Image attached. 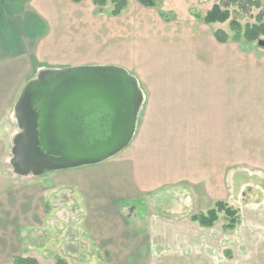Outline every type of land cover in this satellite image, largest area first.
<instances>
[{"label": "crops", "instance_id": "1", "mask_svg": "<svg viewBox=\"0 0 264 264\" xmlns=\"http://www.w3.org/2000/svg\"><path fill=\"white\" fill-rule=\"evenodd\" d=\"M8 1L3 0L0 4V109L3 107L4 113L13 107L21 86L35 78L41 69L91 64L80 63L79 51L71 52L73 46L86 45L87 52L80 53L89 58L100 44L92 39L72 40L73 30L79 29L80 21L94 16L96 8L92 0H11L15 7L7 4ZM81 3H86V7L92 10L91 16L88 11L80 9ZM138 7L135 12L127 9L119 17H111L115 21L113 27L109 20L103 23L102 50L98 49L102 57L97 56L104 61L94 65L123 68L142 84L153 86L152 91L158 93L171 91L167 87L171 86L169 75L180 73L188 79L183 83L174 82V86L181 87L188 100L198 99L202 106L215 111L219 107L215 97L219 91L217 83L214 79L203 80L199 74L208 63L214 64L217 46L222 45L209 25L194 18L182 22L180 18L154 12L156 8H145L140 4ZM39 22H46L49 32L28 38L29 30ZM31 40L35 42V54L40 57L35 66L26 56L27 44ZM16 60H20L18 64H14ZM192 70L199 71L192 73ZM191 76L199 81L192 83ZM211 95L213 98L208 104L206 99ZM215 115L216 111L209 116ZM210 133L212 137L208 139L205 133L203 140L213 144L215 163L220 168L215 171L218 176L212 180V188L206 189L205 197L217 203L222 202L223 144H233L238 138L224 137L217 128ZM149 139L143 129L135 134L124 151L103 163L53 172L34 182L18 183L6 179L5 184L0 183V264H13L16 257H33L39 264H56L60 257L56 247L49 248L47 244L34 247L25 235L51 226L59 207L62 211L79 214L75 222L81 224L96 248V257H105L108 264H148L152 237L149 232L139 236L131 231L129 224L136 209L130 206L148 197L151 203L164 194L173 199L176 196L174 189L182 186L180 183H191L190 176L179 175L181 170L176 169L174 158L168 157V150L150 148L153 139ZM262 167L264 169V165ZM182 188L188 191L187 203L194 211L195 195L188 187ZM193 224L200 229L197 223ZM139 254L143 256L141 261H129ZM255 257L264 262V253L259 252ZM69 261L67 263L71 264Z\"/></svg>", "mask_w": 264, "mask_h": 264}, {"label": "rangeland", "instance_id": "2", "mask_svg": "<svg viewBox=\"0 0 264 264\" xmlns=\"http://www.w3.org/2000/svg\"><path fill=\"white\" fill-rule=\"evenodd\" d=\"M2 1L0 0V4ZM156 1L157 7L154 12H160L170 18H180L182 22L190 18L203 22L202 18L221 0ZM260 1L262 6L260 10L251 8L244 12L232 6L230 19L226 23L208 26L213 34L215 31L222 30L228 35V41L222 43L220 47L217 46L214 64L208 63L207 67L201 68L199 73L201 79H206V81L214 79L217 83L219 91L215 93V97L219 107L215 110V116H209L210 113L214 114V109H209L206 105L202 106L198 99L188 100L181 87L177 84L174 86V82H186L187 76L180 73L169 75L171 86L169 84L167 87L171 91L164 93L152 91L153 86L142 84L135 76L142 91L136 133L144 129L149 140L153 139L150 148L168 150V157L174 158L176 169L181 170L176 174L179 173L184 177L190 176L191 180V183L182 182L180 183L182 186L174 189L176 196L173 199L164 194L151 203L148 197L129 205L130 208L136 209L129 224L131 231L139 236L141 233L148 234L149 232L152 237L148 264L264 263L254 258L255 254L264 253V228H262L264 212V169L262 167L264 165V47L258 45L260 40H264V36L253 43L243 38L238 39L239 30L243 31L247 24L258 23L256 17L264 9V0ZM8 3L15 7L13 1L9 0ZM138 5L136 0H131L129 12H135L136 8H139ZM80 9L88 11L91 16L92 10L86 7V3H81ZM110 10L111 6L104 10L105 13L99 14L95 9L93 17L80 21L79 29L73 30L72 40L83 42L92 39L96 42L100 41L101 44L103 23L109 20L113 27V22H115L111 20ZM38 24L29 30L28 38L38 37L39 33L45 34V31L49 32L46 22L40 23L41 26ZM45 27L46 30H41ZM112 37L110 32V38ZM22 39L27 41L25 37ZM100 44L94 48L95 54H89V58L86 54L80 53L87 52L84 44H78L77 48L73 46L71 52L79 51L80 63H93L85 66H101L94 65V63L104 61L98 57H102V52L98 51V49L102 50ZM27 49L26 56L35 66L39 63L40 57L34 52L35 42L33 40L29 41ZM19 61L16 60L14 64H18ZM21 61L24 60L21 59ZM19 66L24 67L23 64ZM172 71L174 70H170ZM198 71L192 70V73H198ZM18 72L21 71L18 70ZM192 76L190 77L192 83L199 79ZM148 80L150 81L151 77L148 76ZM24 86L25 84L21 86V91ZM174 88L178 89L174 92ZM21 91L13 107L5 113L3 107L0 109V183L2 185L5 184L6 179L18 183L40 180L35 177L23 179L17 175L12 165L15 136L20 132L14 107ZM210 98H213V95L208 96L206 103L209 104ZM215 128L222 131L224 137L238 138L236 144L233 143L235 145L223 141L222 150L221 199L229 207L238 210L240 218L239 225L232 231L224 228L229 222L224 212L219 214L220 219L215 223V227L207 231L198 224L200 229L196 227L191 220L195 214H207L209 210L215 208L216 202L208 200L205 197V191L212 188L211 182L218 173L215 171H218L220 166L215 163L213 144L203 140L205 133L208 139L212 137L210 131ZM182 187H188L195 195L194 211L190 203H187L188 191ZM57 210L59 211L54 214L51 226L26 234V239L34 247H40L43 244H47L49 248L56 247L60 255L58 259H63L66 263L70 260L71 264H83L87 261H89L87 264H108L105 257H96V248L89 241L81 224L75 222L79 214L71 210L62 211V207ZM142 259L143 256L139 254L129 258V261L133 263Z\"/></svg>", "mask_w": 264, "mask_h": 264}, {"label": "water", "instance_id": "3", "mask_svg": "<svg viewBox=\"0 0 264 264\" xmlns=\"http://www.w3.org/2000/svg\"><path fill=\"white\" fill-rule=\"evenodd\" d=\"M141 101L137 78L120 67L41 69L14 107L15 172L41 178L110 160L132 143Z\"/></svg>", "mask_w": 264, "mask_h": 264}, {"label": "trees", "instance_id": "4", "mask_svg": "<svg viewBox=\"0 0 264 264\" xmlns=\"http://www.w3.org/2000/svg\"><path fill=\"white\" fill-rule=\"evenodd\" d=\"M80 2L81 0H73ZM93 5L99 14L105 13V9L111 6L110 15L112 17H119L126 11L130 5L131 0H92ZM141 6L145 8H156V0H136ZM236 6L242 11H249L251 8L262 9L260 0H221L219 4H215L213 8L202 18L203 22L208 25L216 23H226L231 16L230 8ZM258 23L254 25L247 24L244 30H239L238 39H244L249 43L256 42L261 36H264V9L256 17ZM240 27L237 23L233 22ZM216 40L219 43H226L228 35L222 30L215 31ZM224 212L229 219L228 224L224 226L225 230L232 231L240 223L239 212L236 209L229 207L224 202H217L215 208L208 211L207 214L199 213L192 216L191 220L197 223L202 228H212L217 221H219V214ZM13 264H39L37 259L33 257H16ZM56 264H67L65 260L58 259Z\"/></svg>", "mask_w": 264, "mask_h": 264}]
</instances>
